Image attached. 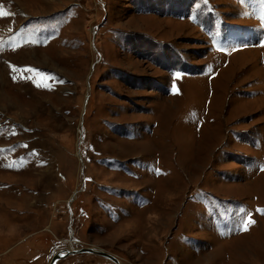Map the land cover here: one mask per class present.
I'll return each mask as SVG.
<instances>
[{"label":"rangeland","instance_id":"1","mask_svg":"<svg viewBox=\"0 0 264 264\" xmlns=\"http://www.w3.org/2000/svg\"><path fill=\"white\" fill-rule=\"evenodd\" d=\"M0 12V264H264V0Z\"/></svg>","mask_w":264,"mask_h":264},{"label":"water","instance_id":"2","mask_svg":"<svg viewBox=\"0 0 264 264\" xmlns=\"http://www.w3.org/2000/svg\"><path fill=\"white\" fill-rule=\"evenodd\" d=\"M74 253L98 254V255H101V256H104L110 259L115 264H121L120 260L116 258L114 255L102 249H98L96 247H85V248H80V249L76 248L75 250H60L53 255L49 264H57L58 260H60L62 257L69 255V254H74Z\"/></svg>","mask_w":264,"mask_h":264},{"label":"snow or ice","instance_id":"3","mask_svg":"<svg viewBox=\"0 0 264 264\" xmlns=\"http://www.w3.org/2000/svg\"><path fill=\"white\" fill-rule=\"evenodd\" d=\"M0 15H4V13L0 12ZM249 222H251V221L249 220ZM244 227L245 228L247 227V223L244 225Z\"/></svg>","mask_w":264,"mask_h":264},{"label":"bare ground","instance_id":"4","mask_svg":"<svg viewBox=\"0 0 264 264\" xmlns=\"http://www.w3.org/2000/svg\"><path fill=\"white\" fill-rule=\"evenodd\" d=\"M222 28H223V27H222ZM229 29H230V28H229ZM221 33H222V32H221ZM250 33H251V32H250ZM240 34H241V33H240ZM240 34H239V35H240ZM248 34H249V33H248ZM248 34H247V35H248ZM241 35H242V34H241ZM244 35H245V34H244ZM254 35H255V34H254ZM245 36H246V35H245ZM246 37H247V36H246ZM251 37H252V36H251ZM253 37H254V36H253Z\"/></svg>","mask_w":264,"mask_h":264}]
</instances>
